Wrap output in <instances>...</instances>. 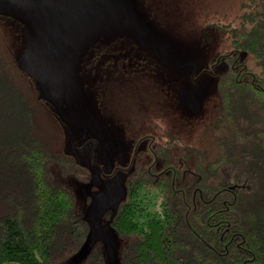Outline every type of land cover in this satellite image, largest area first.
<instances>
[{
  "label": "rangeland",
  "instance_id": "rangeland-1",
  "mask_svg": "<svg viewBox=\"0 0 264 264\" xmlns=\"http://www.w3.org/2000/svg\"><path fill=\"white\" fill-rule=\"evenodd\" d=\"M54 1L19 0L0 8L1 41L20 60L42 40L56 37L55 28L62 33L57 49L45 48L57 68L51 83L58 86L31 103L36 138L85 169L84 181L56 173L75 198L78 218L87 222L92 203L109 187L115 185L118 194L100 212L103 235L87 238L63 264H85L96 249L105 264H121L126 241L108 220L126 201L128 173L149 167L156 174L165 167L190 173L194 151L209 147L201 143V132L217 105L225 60L237 57L255 69L253 56L238 55L232 35L249 0H122L133 24L114 17V10L96 19L52 5L50 17ZM108 167L112 174L106 178ZM148 188L150 198L154 194L152 200L160 201L155 188Z\"/></svg>",
  "mask_w": 264,
  "mask_h": 264
},
{
  "label": "trees",
  "instance_id": "trees-1",
  "mask_svg": "<svg viewBox=\"0 0 264 264\" xmlns=\"http://www.w3.org/2000/svg\"><path fill=\"white\" fill-rule=\"evenodd\" d=\"M243 10L234 45L253 56L255 69L225 60L201 132L209 147L193 150L190 173L149 167L128 179L126 201L108 220L126 241L121 264H264V0ZM33 101L0 36V264H63L90 231L56 180L84 181L86 171L36 138ZM85 264H105L101 251Z\"/></svg>",
  "mask_w": 264,
  "mask_h": 264
},
{
  "label": "water",
  "instance_id": "water-1",
  "mask_svg": "<svg viewBox=\"0 0 264 264\" xmlns=\"http://www.w3.org/2000/svg\"><path fill=\"white\" fill-rule=\"evenodd\" d=\"M19 0H0V8L6 5L15 6L20 2ZM120 2L121 5L118 3ZM52 5L55 8L64 6L68 8L79 9L85 18H93L96 19L99 17H105L106 12L110 13L114 10L113 16L118 19L128 21V23L133 24L130 21V14L126 4L122 0H56L51 2L48 6L49 16L52 15ZM59 30L55 28L53 32L57 33V36L54 38H46L36 44L33 50L26 54L24 58L20 60H15L16 66L18 70L31 81L34 90L36 92V100L41 101L46 98L50 93L53 86H58L56 83H51L52 78L55 76L57 72V68L49 62V52L46 51L45 48L57 49L59 47L60 40L62 38V33L58 32ZM135 32L138 33V28L135 27ZM134 43L138 42L136 35L133 36ZM51 87L49 90L47 87ZM63 94L60 93V98H62ZM62 110V108H60ZM110 167L107 168L106 173H108ZM126 192V189H125ZM124 196V192L120 194ZM118 197L117 190L114 186L108 188V190L104 191L100 194L92 203L91 208L89 210L88 221L86 222L89 226V234L87 238L90 236H102L103 234L99 229V216L102 209L108 204L113 203ZM109 223V222H108Z\"/></svg>",
  "mask_w": 264,
  "mask_h": 264
},
{
  "label": "flooded vegetation",
  "instance_id": "flooded-vegetation-1",
  "mask_svg": "<svg viewBox=\"0 0 264 264\" xmlns=\"http://www.w3.org/2000/svg\"><path fill=\"white\" fill-rule=\"evenodd\" d=\"M120 5H121V3L120 2H118ZM118 171H123L122 169H117ZM133 172H134V170H132V171H130L129 173H128V175H129V177H132V175H133ZM136 172V171H135ZM111 174H112V170H109V172H108V174H104V177H106V178H108V177H110L111 176ZM129 179V178H128ZM128 181V180H127Z\"/></svg>",
  "mask_w": 264,
  "mask_h": 264
}]
</instances>
